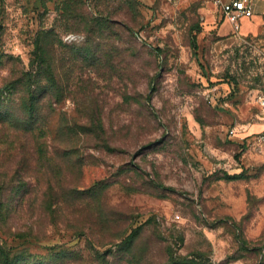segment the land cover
Here are the masks:
<instances>
[{
    "label": "rangeland",
    "instance_id": "1",
    "mask_svg": "<svg viewBox=\"0 0 264 264\" xmlns=\"http://www.w3.org/2000/svg\"><path fill=\"white\" fill-rule=\"evenodd\" d=\"M49 29L51 161L13 135L0 142V161L23 159L33 191L2 225L12 252L64 254L63 264H264V29L234 32L217 0H0V86ZM18 97H7L16 109ZM48 185L86 194L54 198L49 213ZM138 226L132 256L100 259Z\"/></svg>",
    "mask_w": 264,
    "mask_h": 264
},
{
    "label": "trees",
    "instance_id": "2",
    "mask_svg": "<svg viewBox=\"0 0 264 264\" xmlns=\"http://www.w3.org/2000/svg\"><path fill=\"white\" fill-rule=\"evenodd\" d=\"M98 30H100L98 28ZM131 32V28H128ZM88 31H93L89 28ZM44 43L39 41L34 42V58L28 63L27 68L19 69L12 72L10 79L0 86V142H4L11 135L14 136V142L25 141L19 150L25 152L28 147L33 154H37L45 168L48 166L46 162L51 161V157H47L48 152H54L49 143L45 142V137L50 134L49 131V109L44 110L43 100L48 98L53 99L57 89V81L54 74V59H51L52 45V29L43 32ZM4 59H0L2 64ZM19 88V90H17ZM58 91H63V86H58ZM11 90L13 93H11ZM14 93L19 94L17 101V109L11 105V101L7 99ZM13 97V96H12ZM8 101V102H7ZM7 102V104H6ZM10 103V106H9ZM67 128H69L67 126ZM6 145H9L5 143ZM23 159L17 160L12 166L6 165L0 161V231L8 233L7 229H3V223L12 211H16L17 198L23 203V200L28 197L33 191L25 190L26 183L20 173L22 169ZM25 162V161H24ZM52 163V162H51ZM166 188V187H165ZM170 189V188H166ZM62 192H67L63 194ZM45 193V208L49 213H53L51 202L54 198L81 200L85 197L86 192L83 189L76 187L69 190L54 192L51 185H48L44 190ZM42 193V194H43ZM96 196V195H95ZM94 196V197H95ZM142 231V227L134 228L128 235L122 238L118 243L113 244V247L106 253L98 254L100 259L105 260V255L114 254L131 255L136 239ZM26 232V231H25ZM18 233L15 237L26 238L30 235L29 232ZM10 234V233H9ZM14 247L8 246L6 239L0 236V264H63L64 254L52 255L48 259H36L26 249H18L12 252ZM113 250V251H112Z\"/></svg>",
    "mask_w": 264,
    "mask_h": 264
},
{
    "label": "built area",
    "instance_id": "3",
    "mask_svg": "<svg viewBox=\"0 0 264 264\" xmlns=\"http://www.w3.org/2000/svg\"><path fill=\"white\" fill-rule=\"evenodd\" d=\"M259 0H217L219 10L223 19H225L234 32H239L240 21L245 18L253 16L254 8ZM260 105L264 107V96L260 98ZM230 134H234L233 130H230ZM264 136H260V140H263Z\"/></svg>",
    "mask_w": 264,
    "mask_h": 264
},
{
    "label": "crops",
    "instance_id": "4",
    "mask_svg": "<svg viewBox=\"0 0 264 264\" xmlns=\"http://www.w3.org/2000/svg\"><path fill=\"white\" fill-rule=\"evenodd\" d=\"M223 1H225V0H223ZM225 21L226 20L224 19V22ZM242 25L245 26V30L241 32L244 34L250 33V32L251 33L258 32V31H261L264 29V0H259L256 3L252 17L245 18V19H242L240 21L239 32H240ZM229 26H230V29H232L230 24H229Z\"/></svg>",
    "mask_w": 264,
    "mask_h": 264
}]
</instances>
